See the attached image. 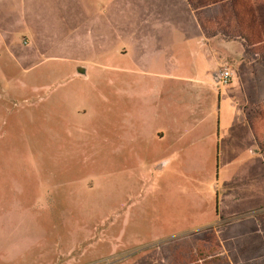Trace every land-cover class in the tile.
<instances>
[{
    "label": "rangeland",
    "instance_id": "374dc122",
    "mask_svg": "<svg viewBox=\"0 0 264 264\" xmlns=\"http://www.w3.org/2000/svg\"><path fill=\"white\" fill-rule=\"evenodd\" d=\"M69 14L53 0H0V264L147 262L161 245L186 241L165 237L202 233L204 213L216 214L219 207L224 211L228 201H241L242 206L254 191L245 184L258 178L242 149L237 163L228 155L219 162L216 150L203 157L173 151L165 157L169 170L159 174L149 169L157 157L141 155L139 168L129 171L127 164L119 167L114 154L90 153L83 142L68 139L62 122L53 133L54 92L80 83L72 75L76 64L68 52L70 38L84 35L87 22L99 13L78 11L81 28L71 23ZM215 64L210 55L197 58L200 73L217 70ZM79 66L88 68L85 63ZM243 73L230 98L216 85L204 88L210 106L201 116L205 123L214 122L215 137L225 140L232 133L220 125L222 107L231 101L242 104V81L263 87L264 75ZM172 74L197 76L188 71ZM198 77L215 84L213 75ZM172 83V101L179 99L182 109L190 112L183 103L190 99V84ZM257 94L263 98V92ZM238 137L232 142L238 143ZM68 166L72 181L66 184L62 173ZM53 171L59 177L54 184ZM161 198L167 203L156 204Z\"/></svg>",
    "mask_w": 264,
    "mask_h": 264
},
{
    "label": "crops",
    "instance_id": "0c3cea01",
    "mask_svg": "<svg viewBox=\"0 0 264 264\" xmlns=\"http://www.w3.org/2000/svg\"><path fill=\"white\" fill-rule=\"evenodd\" d=\"M53 2L68 10L77 28H81L78 11L99 13L87 22L84 35L70 38L68 52L76 64L71 67L72 75L80 83L54 92L53 133L62 122L68 139L83 142L90 153L114 154L119 167L127 164L129 171L139 168L141 155L157 157L149 169L159 174L169 170L170 160L165 157L173 151L203 157L216 150L219 162L228 155L237 163L242 149L258 178L245 184L254 191L242 206L241 201H228L224 211L219 207L216 214L204 213L199 223L202 233L193 237L171 234L164 240L180 237L186 241L163 243L154 257L138 264H264V179L260 178L264 169V95L257 94L264 93V84L260 90L258 84L246 86L242 81V104L231 101L222 107L220 125L232 132L224 140L221 135L215 137L214 122L206 119L205 123L201 116L210 106L204 88L214 87V80L198 77L214 76L221 67L228 68L232 79L223 92L230 98L236 90L234 82L243 72L264 75V0ZM200 55H210L217 70L200 73ZM82 63L88 68L80 67ZM173 71L197 76L184 78ZM183 79L192 88L190 99L183 102L190 112L187 107L182 109L179 99L172 101V81ZM79 104L84 110L77 108ZM66 105L68 109L62 110ZM76 115L86 120L78 122ZM53 166L58 168L56 162ZM63 171L62 183H70L69 166ZM56 174H51L52 184ZM155 203L167 201L161 198Z\"/></svg>",
    "mask_w": 264,
    "mask_h": 264
},
{
    "label": "built area",
    "instance_id": "2783aa9c",
    "mask_svg": "<svg viewBox=\"0 0 264 264\" xmlns=\"http://www.w3.org/2000/svg\"><path fill=\"white\" fill-rule=\"evenodd\" d=\"M215 85L220 88L229 86L232 79V73L228 68H220L214 75Z\"/></svg>",
    "mask_w": 264,
    "mask_h": 264
}]
</instances>
